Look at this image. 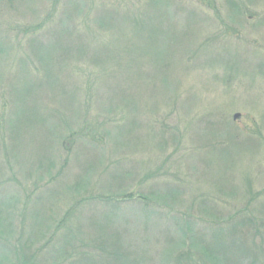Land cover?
I'll use <instances>...</instances> for the list:
<instances>
[{
  "label": "rangeland",
  "instance_id": "1",
  "mask_svg": "<svg viewBox=\"0 0 264 264\" xmlns=\"http://www.w3.org/2000/svg\"><path fill=\"white\" fill-rule=\"evenodd\" d=\"M21 262L264 264V0H0Z\"/></svg>",
  "mask_w": 264,
  "mask_h": 264
},
{
  "label": "water",
  "instance_id": "2",
  "mask_svg": "<svg viewBox=\"0 0 264 264\" xmlns=\"http://www.w3.org/2000/svg\"><path fill=\"white\" fill-rule=\"evenodd\" d=\"M235 119H237V118H239V115H235V117H234Z\"/></svg>",
  "mask_w": 264,
  "mask_h": 264
},
{
  "label": "trees",
  "instance_id": "3",
  "mask_svg": "<svg viewBox=\"0 0 264 264\" xmlns=\"http://www.w3.org/2000/svg\"><path fill=\"white\" fill-rule=\"evenodd\" d=\"M22 264L24 263V262H21ZM254 264V263H253Z\"/></svg>",
  "mask_w": 264,
  "mask_h": 264
},
{
  "label": "bare ground",
  "instance_id": "4",
  "mask_svg": "<svg viewBox=\"0 0 264 264\" xmlns=\"http://www.w3.org/2000/svg\"><path fill=\"white\" fill-rule=\"evenodd\" d=\"M242 251V250H241Z\"/></svg>",
  "mask_w": 264,
  "mask_h": 264
}]
</instances>
